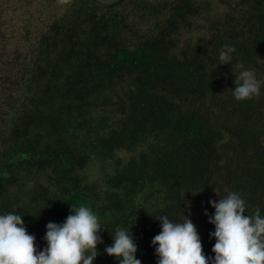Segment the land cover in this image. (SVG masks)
Masks as SVG:
<instances>
[{"label": "trees", "instance_id": "obj_1", "mask_svg": "<svg viewBox=\"0 0 264 264\" xmlns=\"http://www.w3.org/2000/svg\"><path fill=\"white\" fill-rule=\"evenodd\" d=\"M241 67L264 82V0H0V213L42 249L49 221L90 206L93 264H118L117 226L157 264L154 216L187 215L214 256L210 199L236 191L264 215V83L234 99Z\"/></svg>", "mask_w": 264, "mask_h": 264}, {"label": "clouds", "instance_id": "obj_2", "mask_svg": "<svg viewBox=\"0 0 264 264\" xmlns=\"http://www.w3.org/2000/svg\"><path fill=\"white\" fill-rule=\"evenodd\" d=\"M233 51L230 44H225L219 51L218 65H231ZM233 74L234 99L245 101L260 93L264 82L255 70L241 67ZM214 191L219 195L216 188ZM208 203L215 210L209 214L205 209L208 222L214 225L209 233L215 238L211 249L214 256L204 253L190 216L175 222L160 213L154 217L161 230L151 239L157 264H264V215L260 209L245 214L246 201L236 191ZM45 227L46 246L39 249L20 214L0 213V264H93L97 245L103 242L99 234L103 225L90 206H70V214L62 222L49 221ZM111 234L112 243L105 246V253L114 256L118 264H142L136 257L138 246L130 227L117 226Z\"/></svg>", "mask_w": 264, "mask_h": 264}, {"label": "water", "instance_id": "obj_3", "mask_svg": "<svg viewBox=\"0 0 264 264\" xmlns=\"http://www.w3.org/2000/svg\"><path fill=\"white\" fill-rule=\"evenodd\" d=\"M96 6L100 7V8H112L115 7L119 4H121L122 2H124L125 0H113L111 2H102L100 0H91Z\"/></svg>", "mask_w": 264, "mask_h": 264}, {"label": "rangeland", "instance_id": "obj_4", "mask_svg": "<svg viewBox=\"0 0 264 264\" xmlns=\"http://www.w3.org/2000/svg\"><path fill=\"white\" fill-rule=\"evenodd\" d=\"M100 1L106 3V2H111V1H113V0H100ZM16 17H17L16 15H15V16H12V19L15 20ZM13 20H10V23H11V22H16V21H13Z\"/></svg>", "mask_w": 264, "mask_h": 264}]
</instances>
